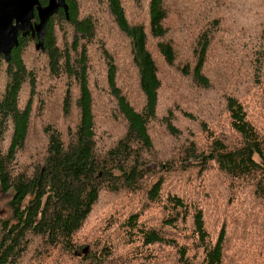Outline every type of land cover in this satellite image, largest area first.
I'll list each match as a JSON object with an SVG mask.
<instances>
[{
  "label": "trees",
  "instance_id": "16d2710c",
  "mask_svg": "<svg viewBox=\"0 0 264 264\" xmlns=\"http://www.w3.org/2000/svg\"><path fill=\"white\" fill-rule=\"evenodd\" d=\"M65 1L0 56V264H264V0Z\"/></svg>",
  "mask_w": 264,
  "mask_h": 264
},
{
  "label": "water",
  "instance_id": "95a60500",
  "mask_svg": "<svg viewBox=\"0 0 264 264\" xmlns=\"http://www.w3.org/2000/svg\"><path fill=\"white\" fill-rule=\"evenodd\" d=\"M60 8L67 13L65 0H0V56L9 58L19 34L36 36V48H42L46 24Z\"/></svg>",
  "mask_w": 264,
  "mask_h": 264
},
{
  "label": "rangeland",
  "instance_id": "374dc122",
  "mask_svg": "<svg viewBox=\"0 0 264 264\" xmlns=\"http://www.w3.org/2000/svg\"><path fill=\"white\" fill-rule=\"evenodd\" d=\"M90 5H91V3H87V8L90 7ZM139 14H140V17L142 18L143 14L140 13V12H139ZM241 15L242 14L237 15L236 18H239ZM117 43L118 42L115 41V44H117ZM112 46H114V45H112ZM112 46H111V48H112ZM117 54L118 55H116V57H118V61L124 63L125 62V57H126V51H125L124 54L123 53H117ZM92 62H93V68H92V72H91V77L93 79V85L97 87V81L99 83L100 82V77H104V75H105V72L102 71L103 69L100 66V65H103L102 64L101 55L99 54V56H98V55H96V53H93ZM99 63H100V65H99ZM99 75H101V76H99ZM53 83H55V81L52 82L51 79H49L48 77L42 76V73H41V76L39 77V80H38L37 90L39 91L40 94L44 93L45 95H48L49 92H50L48 89L51 86V84H53ZM56 83H57V81H56ZM58 83H61V81L58 82ZM61 87H62V85L59 84V88L57 89L58 90V95H60ZM52 88H53V86H52ZM50 90H51V88H50ZM96 91H97V89H96ZM165 100L166 99H164L163 102H165ZM55 102H56V100H54V102H52V103H55ZM104 104H105V98L104 97H102V99L100 101H99V98L97 99V106L98 107L101 106V105H104ZM34 125H36V122L34 123ZM33 130L34 131L36 130L35 127H34ZM35 134H36V138L34 140V143L32 142V149L33 150L37 146V138H38V135H39L38 130H36ZM29 155H30V152L27 153V155L25 157H22L21 163L29 162V160H28L29 159ZM196 181L198 182V180H196ZM9 198H10V193H5L0 188V216L3 217V218H5V217H7L9 215V209L7 207V202L9 200ZM95 218H99V216L95 215ZM27 262H28V260L24 261L23 264H27Z\"/></svg>",
  "mask_w": 264,
  "mask_h": 264
}]
</instances>
